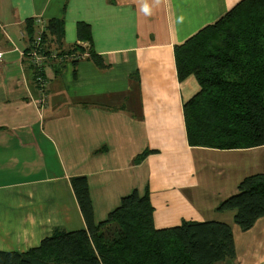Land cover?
Returning <instances> with one entry per match:
<instances>
[{
	"label": "crops",
	"instance_id": "1",
	"mask_svg": "<svg viewBox=\"0 0 264 264\" xmlns=\"http://www.w3.org/2000/svg\"><path fill=\"white\" fill-rule=\"evenodd\" d=\"M241 0H0V251L26 252L56 229H86L71 184L86 176L96 222L134 190L150 192L156 228L217 220L233 228L236 256L218 264H264V217L249 230L220 211L247 175L264 172L255 150L191 146L184 104L201 89L179 79L176 47ZM64 19L62 45L90 25L89 57L45 67V105L30 59L29 19ZM56 65L60 66L55 68ZM145 151L150 153L138 160ZM264 158V157H263ZM259 163V162H258Z\"/></svg>",
	"mask_w": 264,
	"mask_h": 264
},
{
	"label": "trees",
	"instance_id": "2",
	"mask_svg": "<svg viewBox=\"0 0 264 264\" xmlns=\"http://www.w3.org/2000/svg\"><path fill=\"white\" fill-rule=\"evenodd\" d=\"M26 31L32 39L34 19L26 22ZM77 32L80 41L90 44L89 58L106 68L103 57L92 48L90 25L79 22ZM64 34V19L47 21L46 48L61 46ZM83 51L76 44L60 53ZM176 61L179 79L194 75L201 87L184 104L191 146L222 150L264 146V0L239 1L178 45ZM149 153L145 151L138 160ZM71 184L87 228L56 229L26 252L0 251V264H218L236 256L233 228L227 222L189 220L158 229L149 190L143 195L134 190L98 223L88 178L74 176ZM218 209L235 210L240 228L251 229L264 217V172L245 176L238 192Z\"/></svg>",
	"mask_w": 264,
	"mask_h": 264
},
{
	"label": "built area",
	"instance_id": "3",
	"mask_svg": "<svg viewBox=\"0 0 264 264\" xmlns=\"http://www.w3.org/2000/svg\"><path fill=\"white\" fill-rule=\"evenodd\" d=\"M36 32L32 39H30L28 49L22 51L23 56H27L30 59L31 65L34 70L35 80L40 88L41 97L37 103L42 108L46 103L47 97V84L48 79L45 74V67L53 61L65 60V59H81L89 57V47L84 46L85 51L73 52V53H60L59 51H49L45 46V33L47 31V22L42 18H35ZM5 57V51L0 50V68L3 65Z\"/></svg>",
	"mask_w": 264,
	"mask_h": 264
},
{
	"label": "rangeland",
	"instance_id": "4",
	"mask_svg": "<svg viewBox=\"0 0 264 264\" xmlns=\"http://www.w3.org/2000/svg\"><path fill=\"white\" fill-rule=\"evenodd\" d=\"M47 22V21H46ZM52 50V49H51ZM54 51V50H52ZM255 155L258 157L257 158V161L259 162H256L257 164L256 165H264V149H261V150H255Z\"/></svg>",
	"mask_w": 264,
	"mask_h": 264
},
{
	"label": "water",
	"instance_id": "5",
	"mask_svg": "<svg viewBox=\"0 0 264 264\" xmlns=\"http://www.w3.org/2000/svg\"><path fill=\"white\" fill-rule=\"evenodd\" d=\"M56 67L60 69V66H59V65H56L55 68H56Z\"/></svg>",
	"mask_w": 264,
	"mask_h": 264
}]
</instances>
